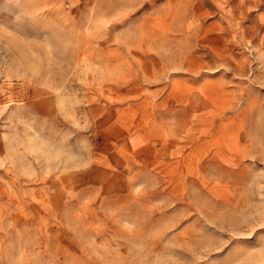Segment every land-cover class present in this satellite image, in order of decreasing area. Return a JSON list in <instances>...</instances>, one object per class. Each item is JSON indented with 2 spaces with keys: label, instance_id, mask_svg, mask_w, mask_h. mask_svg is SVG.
<instances>
[{
  "label": "rangeland",
  "instance_id": "1",
  "mask_svg": "<svg viewBox=\"0 0 264 264\" xmlns=\"http://www.w3.org/2000/svg\"><path fill=\"white\" fill-rule=\"evenodd\" d=\"M0 264H264V0H0Z\"/></svg>",
  "mask_w": 264,
  "mask_h": 264
}]
</instances>
